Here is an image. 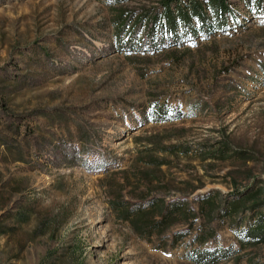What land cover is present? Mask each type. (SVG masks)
I'll return each mask as SVG.
<instances>
[{
  "label": "rangeland",
  "instance_id": "1",
  "mask_svg": "<svg viewBox=\"0 0 264 264\" xmlns=\"http://www.w3.org/2000/svg\"><path fill=\"white\" fill-rule=\"evenodd\" d=\"M230 1L222 29L153 51L116 46L111 0H0V264H264V240L245 232L262 205L136 230L112 203L135 214L151 197L186 198L197 210L212 189L264 187V13ZM223 138L256 157L180 150ZM195 248L227 255L201 263Z\"/></svg>",
  "mask_w": 264,
  "mask_h": 264
},
{
  "label": "trees",
  "instance_id": "2",
  "mask_svg": "<svg viewBox=\"0 0 264 264\" xmlns=\"http://www.w3.org/2000/svg\"><path fill=\"white\" fill-rule=\"evenodd\" d=\"M125 0H111L110 24L115 44L122 49H152L173 45L185 35H195L197 32L207 34L214 29H222L233 16L234 7L230 0H157L156 3H140L138 6H127ZM251 3L256 11L264 13V0H246ZM156 117L164 115L162 104L154 106ZM164 151L175 152L177 143L162 144ZM185 153H193L200 159H224L235 154H242L243 158L256 157L255 151L249 148L234 147L226 138L216 140L215 143L199 142L195 146L188 143L180 146ZM156 164L167 161L165 156L150 158ZM190 184L189 191L200 187ZM123 201L114 199L113 207L125 219H130L131 226L136 230L148 229L151 226H168L178 216L191 223L195 212H200L203 222L209 223L214 217L227 216L228 218L250 208L252 213L259 210L252 224L245 230L254 242L264 240V187L257 186L253 189L238 191L235 197L226 199L218 189H212L201 195L194 210L186 198L181 200L165 201L163 198L151 197L148 199L147 210L158 215V218L146 219V209L137 208L135 214L130 206L122 205ZM146 210V211H145ZM237 218L239 216L237 215ZM236 219V217H235ZM203 224V223H201ZM214 234L212 227L201 230L195 236L201 242ZM182 234H177L180 237ZM193 257L201 263H213L218 258L227 255L226 248L213 250H198L195 248ZM259 264V263H258Z\"/></svg>",
  "mask_w": 264,
  "mask_h": 264
}]
</instances>
